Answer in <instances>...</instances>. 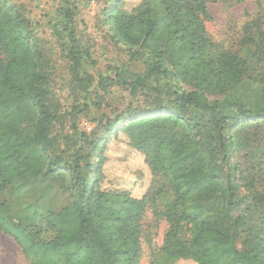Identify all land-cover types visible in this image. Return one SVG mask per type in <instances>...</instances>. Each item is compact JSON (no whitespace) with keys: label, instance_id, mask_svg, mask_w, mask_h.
Wrapping results in <instances>:
<instances>
[{"label":"trees","instance_id":"16d2710c","mask_svg":"<svg viewBox=\"0 0 264 264\" xmlns=\"http://www.w3.org/2000/svg\"><path fill=\"white\" fill-rule=\"evenodd\" d=\"M121 1L112 0L104 10L109 32L146 68L131 80L116 69L115 78L131 94L146 88L152 75L193 80L195 88L176 84L164 105L148 112L123 109L89 132L73 122V133L62 137L72 140L67 151L51 135L59 115L52 107L41 46L17 7L0 0V231L20 246L30 264H140L143 215L160 175L169 182L172 200L159 212L168 229L155 264L179 259L264 264V191L257 188L264 183V141L256 130L264 124V102L245 107L232 96L247 74L245 62L228 51L211 52L203 20L209 16L207 2L216 0H141L130 11ZM72 16L64 7L54 34L86 100L90 54L79 45ZM258 40L248 36L243 42L254 44L253 56H264V30ZM162 90L156 87L157 93ZM208 91L226 95L209 100ZM120 134L144 155L151 172L150 186L140 196L101 187L106 145ZM238 155L253 160L252 168L244 170ZM66 174L72 199L40 223L16 221L1 200L8 187Z\"/></svg>","mask_w":264,"mask_h":264},{"label":"rangeland","instance_id":"374dc122","mask_svg":"<svg viewBox=\"0 0 264 264\" xmlns=\"http://www.w3.org/2000/svg\"><path fill=\"white\" fill-rule=\"evenodd\" d=\"M9 1L29 22L33 36L41 46L42 65L47 75L52 107L59 115L51 128V135L57 137L61 150L73 149L71 143H67L72 140L62 139L63 136L73 133V122L79 130L89 132L97 126L98 121H103L105 116L113 117L127 108L148 112L153 105H164L173 96V89L176 87L185 90L195 88L193 80L176 82L171 77L152 75L146 88L137 89L131 94L127 85L115 78L118 69L122 77L131 80L134 76L145 73L146 65L140 58H130L127 47L109 32L104 10L111 5L112 0ZM140 2L141 0H122L121 8L130 11ZM206 5L209 16L203 20V24L212 42L211 52L234 53L245 62L247 68V74L232 96L242 101L245 107L264 102L261 80L264 78V56L258 53L253 56L254 44L243 42L248 36L259 41L258 33L264 30V0H216L208 1ZM66 6L73 12L72 22L79 45L90 54L86 70L92 82L86 100L83 98L81 86L75 81L66 51L54 34V26L59 29L62 12ZM262 45L264 50V44ZM156 87L163 89L162 92L157 93ZM225 95L216 91L207 92L209 100H222ZM74 107L77 110L74 116H71L70 112ZM261 126L256 130L264 141V124ZM105 157L102 188L128 189L133 196H140L148 189L151 172L144 161V155L129 146L124 135L120 134L116 139L111 138L106 145ZM237 159L243 163L244 170L252 168L253 160L245 161L242 155H238ZM66 178L67 174L65 177H38L25 181L19 186L8 187L2 193L1 200L8 205L16 221L24 225L40 223L50 210H58L72 199V193L66 189ZM257 188L264 191V183L259 182ZM171 200L168 180L157 176L152 184L142 220L140 264H155L160 261V247L168 223L159 212L164 210ZM0 264H30L20 246L1 231ZM171 264L192 262L179 259Z\"/></svg>","mask_w":264,"mask_h":264}]
</instances>
